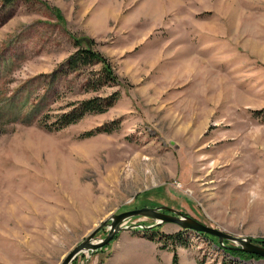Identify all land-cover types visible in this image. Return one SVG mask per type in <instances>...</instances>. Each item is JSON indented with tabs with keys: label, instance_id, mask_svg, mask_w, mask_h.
I'll list each match as a JSON object with an SVG mask.
<instances>
[{
	"label": "rangeland",
	"instance_id": "rangeland-1",
	"mask_svg": "<svg viewBox=\"0 0 264 264\" xmlns=\"http://www.w3.org/2000/svg\"><path fill=\"white\" fill-rule=\"evenodd\" d=\"M76 43L114 83L88 87L100 63L68 71ZM157 207L264 240V0H0V264H61L113 215ZM154 224L129 218L71 264H171L170 247L178 264H264Z\"/></svg>",
	"mask_w": 264,
	"mask_h": 264
},
{
	"label": "water",
	"instance_id": "water-1",
	"mask_svg": "<svg viewBox=\"0 0 264 264\" xmlns=\"http://www.w3.org/2000/svg\"><path fill=\"white\" fill-rule=\"evenodd\" d=\"M165 211L172 213L168 214ZM132 217H147L155 221V224L150 226L154 227L162 223H174L182 229L191 230L196 233H201L211 237L217 238L218 244L223 245L224 241H228L233 244L231 248L238 249L243 252L254 254L264 258V247L252 242L250 237H238L227 234L223 231L211 228L204 225L193 218L183 215L180 212L168 209L167 207L157 208H141L137 210H131L123 212L121 214L113 215L110 222H104L96 229H94L83 241L79 242L74 248L64 257L61 264H71L79 253L97 251L104 247L111 238L121 231V224ZM140 226V225H139ZM101 227H107V236L104 238H97L96 233ZM143 228V226H140Z\"/></svg>",
	"mask_w": 264,
	"mask_h": 264
},
{
	"label": "trees",
	"instance_id": "trees-1",
	"mask_svg": "<svg viewBox=\"0 0 264 264\" xmlns=\"http://www.w3.org/2000/svg\"><path fill=\"white\" fill-rule=\"evenodd\" d=\"M6 1L10 2L13 0H6ZM75 50L76 51H74V53H72L66 61V66L68 71H78L79 67L92 66L93 64L100 63L102 65V68L97 72L96 78L95 77L90 78V82H87L88 83L87 85H89L88 87H90L93 90H97V88L103 86L106 83L111 84L115 82V76L113 74V71L109 63L102 55H100V53L94 50H90L89 48L87 49L81 48L77 43L75 44ZM63 71L66 72L65 70ZM60 73H62V71ZM111 103H112V97L105 99L103 102H100L96 98L84 100L80 103V105L77 106V108L72 110L69 114H64L56 121L60 125H68L74 123L78 118L82 117L84 114L99 113L104 111L105 109L104 106L109 107ZM204 236L208 237L212 241H217V238L207 235ZM169 237L172 239V242L174 244L180 243V245L183 244L184 247L188 246L185 240L181 238L180 233L176 235L168 236V238ZM252 242L264 247V240H253ZM231 246L232 245L230 242L224 241L223 245H219L218 247L221 248L222 250H225L226 253L229 254L231 257L240 259L242 261L261 259L260 256L249 254L238 249H233L231 248ZM164 247H167L166 244H164ZM170 251L172 252L171 264H178V257L175 251V247H170ZM221 264H232V263L223 260ZM234 264H240V263L234 262Z\"/></svg>",
	"mask_w": 264,
	"mask_h": 264
},
{
	"label": "crops",
	"instance_id": "crops-1",
	"mask_svg": "<svg viewBox=\"0 0 264 264\" xmlns=\"http://www.w3.org/2000/svg\"><path fill=\"white\" fill-rule=\"evenodd\" d=\"M121 242V241H120ZM124 245V244H123ZM136 256H134V258H135Z\"/></svg>",
	"mask_w": 264,
	"mask_h": 264
},
{
	"label": "bare ground",
	"instance_id": "bare-ground-1",
	"mask_svg": "<svg viewBox=\"0 0 264 264\" xmlns=\"http://www.w3.org/2000/svg\"><path fill=\"white\" fill-rule=\"evenodd\" d=\"M106 190V189H105Z\"/></svg>",
	"mask_w": 264,
	"mask_h": 264
}]
</instances>
